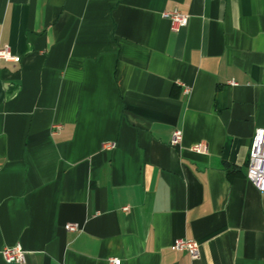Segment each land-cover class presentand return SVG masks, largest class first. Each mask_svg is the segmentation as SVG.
Masks as SVG:
<instances>
[{"label": "crops", "instance_id": "crops-1", "mask_svg": "<svg viewBox=\"0 0 264 264\" xmlns=\"http://www.w3.org/2000/svg\"><path fill=\"white\" fill-rule=\"evenodd\" d=\"M4 45L0 264H264V0H0Z\"/></svg>", "mask_w": 264, "mask_h": 264}, {"label": "built area", "instance_id": "built-area-1", "mask_svg": "<svg viewBox=\"0 0 264 264\" xmlns=\"http://www.w3.org/2000/svg\"><path fill=\"white\" fill-rule=\"evenodd\" d=\"M162 16L171 21L172 29H178L188 23L189 15L180 11L177 8L164 10ZM0 58L4 60H18V56L14 55L8 45L0 47ZM236 84L235 81H230ZM182 140V131L176 129L173 132L171 143L179 144ZM191 149L197 152L206 150V143L203 141L197 142L191 146ZM246 177L256 186L258 190L264 193V126H259L255 129L254 135L251 140L249 149V158L247 164ZM124 209H128L127 206ZM80 225L77 222L65 223V228L68 230H77ZM173 246L177 250H186L192 258L199 256V242L195 239L176 238ZM1 254L5 261L10 263L21 264L25 262V250L20 243L11 246H3ZM111 264H120L121 259L118 257H110Z\"/></svg>", "mask_w": 264, "mask_h": 264}]
</instances>
